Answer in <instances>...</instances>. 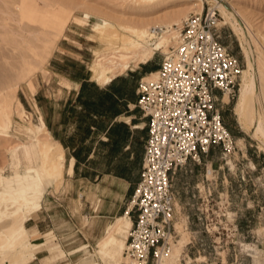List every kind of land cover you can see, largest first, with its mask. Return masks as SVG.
<instances>
[{
	"label": "rangeland",
	"instance_id": "374dc122",
	"mask_svg": "<svg viewBox=\"0 0 264 264\" xmlns=\"http://www.w3.org/2000/svg\"><path fill=\"white\" fill-rule=\"evenodd\" d=\"M196 3L0 0V264L2 260L7 264H46V257L52 255L50 264H120L123 260L122 254L121 258H113L107 246L117 244L109 243L111 236L107 237L105 228L119 217L116 209L126 184L101 178L98 172L88 170L92 168L89 165L71 174L70 153L52 139L34 101L36 93L41 95V104L49 113L54 103L64 101L67 90L72 93L74 76L90 82L94 61L115 54L112 48L116 47L101 42L92 23L74 18L70 8L86 4L119 20L142 22L177 16L179 24L188 13L215 10L220 18L216 31L219 42L246 70L236 33L217 9L203 1L199 10L193 6ZM223 6L232 10L247 37L264 113V0H224ZM156 26L174 25L156 24L148 30ZM160 57L138 64L134 70L129 68L117 79L132 91L136 81L150 75L144 74L146 68L159 65ZM237 98L221 109L222 122L235 141L234 151L219 159L214 150L210 159L191 163L175 176L179 205L175 203L172 250L162 264H264V138H254V130L238 122L233 110ZM133 113L132 124L143 127L138 111ZM97 146L101 149V142ZM58 149L63 151L64 170L52 179L43 172V164L51 151L57 153ZM207 161L212 162L211 168ZM52 162L58 165L59 160ZM91 163L98 171L106 167L99 155ZM87 175L89 180L84 179ZM33 197L43 205L39 212L20 204L19 198ZM104 203L107 206L102 208ZM103 214L104 219L94 218ZM35 224L38 231L32 227ZM106 237L108 245L101 246L106 250L103 253L96 242ZM50 241L52 245L44 249Z\"/></svg>",
	"mask_w": 264,
	"mask_h": 264
},
{
	"label": "built area",
	"instance_id": "2783aa9c",
	"mask_svg": "<svg viewBox=\"0 0 264 264\" xmlns=\"http://www.w3.org/2000/svg\"><path fill=\"white\" fill-rule=\"evenodd\" d=\"M219 19L215 10L188 13L167 52L153 51L151 59L162 57L156 77L137 83L134 107L146 120L147 136L139 179L127 204L135 218L122 264H156L169 253L175 173L189 162L199 164L211 148H218L223 159L234 151L221 109L236 96L242 64L219 42ZM166 30L152 27L149 43Z\"/></svg>",
	"mask_w": 264,
	"mask_h": 264
},
{
	"label": "crops",
	"instance_id": "0c3cea01",
	"mask_svg": "<svg viewBox=\"0 0 264 264\" xmlns=\"http://www.w3.org/2000/svg\"><path fill=\"white\" fill-rule=\"evenodd\" d=\"M154 68L151 66L147 69L152 71ZM152 73H155V71L150 72V74ZM117 77L101 87L102 85L95 82L93 83L95 86L88 84L92 82L91 80L89 82L85 77L74 76L72 78L74 81L71 80L75 83L72 93L67 90V97L64 101L59 104L54 103L52 108L50 107L49 113L47 108L44 109L41 104L43 102L41 95L36 93L34 101L42 112V120L52 139L63 147L59 146L61 149L70 153L71 174H75V171L81 166L89 165L95 168V163H91V165L90 161L94 160L96 155H99L104 162L102 166L106 167L101 171L92 168H88V170L98 172L101 174V178L108 177L126 184L125 194L122 201L118 203L116 211L119 213V217L128 215L130 223H132L135 215L134 213H128L127 203L139 179L147 129L146 120L142 117L140 111L134 107L137 99L136 88L138 82L136 81L132 91H129L122 86V81L118 80ZM134 110H137L141 119H143V127L138 125L140 123L132 124V120L136 115L133 113ZM128 125H131L133 129L128 128ZM91 142L94 143L91 144ZM100 142L102 144L101 149L97 146ZM128 150L130 151L128 152ZM214 150L218 151V158L222 159L219 149L215 147L211 148L205 156H202L201 161L206 158L210 159ZM211 163V161H207L210 168ZM190 164L189 162L187 167ZM88 174L91 175L92 173L89 172ZM176 174L177 172L172 179L174 205L175 203L178 204V194L174 187ZM88 177L87 175L84 179L89 180ZM99 201L102 200L99 199ZM105 206L107 205L104 203L102 208ZM105 217L104 214L94 216L97 219H104ZM119 217L116 216V218ZM32 227L38 231L36 224ZM50 245H52V241L44 244V249ZM48 249L53 251L55 248ZM53 256L46 257V264H50L54 258Z\"/></svg>",
	"mask_w": 264,
	"mask_h": 264
},
{
	"label": "bare ground",
	"instance_id": "6f19581e",
	"mask_svg": "<svg viewBox=\"0 0 264 264\" xmlns=\"http://www.w3.org/2000/svg\"><path fill=\"white\" fill-rule=\"evenodd\" d=\"M143 1L152 2L154 0ZM196 1L197 3L193 6H197L199 10H202L203 1H206L214 9H217L220 12V16L224 19L225 23L229 24V26L239 38L241 51L246 61V70H242V78L240 75L241 81L239 82L240 86L237 90L238 98L236 95L237 101L233 108L234 115L236 116L240 124L248 127L249 129H253L254 138L260 140L261 138H264V113L262 111L260 100L261 93L259 91L260 89L258 86V74H256L257 70L254 67V56L252 55V51L248 45L247 37L244 31H242L232 10L226 9L223 6L224 0ZM78 5L80 6L73 5V7L70 8L73 11V17L77 18L79 21H84L85 23H92L94 28L93 32L99 36L100 41L102 40L101 42L105 41L107 43H112V47H116V49L112 48L113 52H115L114 55H109L107 56L108 58L104 57L102 59H99V56V58L94 61L90 68V79L92 81H97L99 85L103 86L108 84L118 74L123 73L129 68H131L132 70L133 68L135 69L138 64L147 63L152 58L153 51L155 49H160L161 53H166L168 47L175 43L178 34L177 30L181 27V24L184 20L183 19L180 24L178 23L179 19L177 16H170L172 18H165L160 20L154 19V21L151 20L147 22H142L141 19H139L140 21L119 20L112 16L106 15L104 12H101L100 9L98 10L93 7H87L86 4V6L81 4ZM208 10L210 11V9ZM162 23L163 25L173 24L174 26H156L158 28H165L167 30L160 37H158L153 42V44L149 43L148 34L150 29L148 30V27L151 25ZM115 41L116 43H114ZM147 43L148 45H146ZM119 49L121 51H124L125 54H120L119 51H116ZM118 61L120 63H118ZM155 77L156 74L152 73L148 75L145 79H154ZM222 102H227L226 95H223ZM126 121H128V119H126ZM47 154L48 152L45 153V157L47 156ZM55 159L59 160L58 165L57 163L53 164L52 161ZM64 162L65 161L62 150L60 151L58 149L57 153H53V151H51L50 158H48L47 162L43 164V172L45 174L47 173L50 178L54 179L56 172L58 174L63 173ZM48 163L53 164L55 167L51 168ZM52 169H55L56 171L53 173ZM19 200L21 202V205L25 207H30L32 212H39L43 206L38 198H19ZM85 220L87 219L85 218ZM130 227L131 223L128 215L116 218L107 227L106 231L108 235L107 237L111 236V241L109 243H112L114 241L117 245L109 246L107 243V237L102 242H96V245L100 246V249L103 253H106V250H104L101 246L108 245L107 247H111L113 258H121L120 256L122 254L123 263L124 256L121 252V249L123 248L122 246L124 245L127 239V237H125V234L127 231H129ZM171 250L172 249H170V251ZM170 251L167 255L162 256L156 264H162L163 260L170 254ZM5 263L7 264V260H2L1 264Z\"/></svg>",
	"mask_w": 264,
	"mask_h": 264
},
{
	"label": "trees",
	"instance_id": "16d2710c",
	"mask_svg": "<svg viewBox=\"0 0 264 264\" xmlns=\"http://www.w3.org/2000/svg\"><path fill=\"white\" fill-rule=\"evenodd\" d=\"M157 67H155L152 71H156L157 69H158V65H156ZM152 71H150V70H148L147 68L144 70V74L145 73H150V72H152ZM88 84H90V85H93V86H95L93 83H88ZM122 86L123 87H125L124 86V84H122ZM137 109V108H136ZM225 126V125H224ZM77 160V159H76Z\"/></svg>",
	"mask_w": 264,
	"mask_h": 264
}]
</instances>
